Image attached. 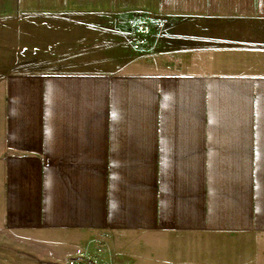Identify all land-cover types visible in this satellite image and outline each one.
<instances>
[{
	"label": "crops",
	"instance_id": "1",
	"mask_svg": "<svg viewBox=\"0 0 264 264\" xmlns=\"http://www.w3.org/2000/svg\"><path fill=\"white\" fill-rule=\"evenodd\" d=\"M125 15L180 22V73L5 75L0 230L228 236L264 264V0H0L6 25Z\"/></svg>",
	"mask_w": 264,
	"mask_h": 264
},
{
	"label": "rangeland",
	"instance_id": "2",
	"mask_svg": "<svg viewBox=\"0 0 264 264\" xmlns=\"http://www.w3.org/2000/svg\"><path fill=\"white\" fill-rule=\"evenodd\" d=\"M178 26V21L147 15L0 24V195L5 75H112L132 64H139L148 74H179L184 53L193 46L178 35ZM36 31L45 34L43 43L23 41L24 32ZM239 243L228 236L159 238L132 232L0 230V264H237ZM205 244L212 251L215 246L221 248L219 259L215 261L211 252L204 261L199 246Z\"/></svg>",
	"mask_w": 264,
	"mask_h": 264
}]
</instances>
